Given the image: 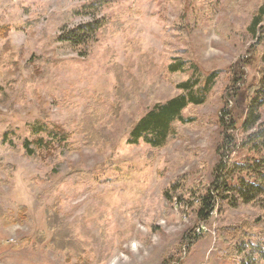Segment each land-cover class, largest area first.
<instances>
[{
    "label": "rangeland",
    "instance_id": "obj_1",
    "mask_svg": "<svg viewBox=\"0 0 264 264\" xmlns=\"http://www.w3.org/2000/svg\"><path fill=\"white\" fill-rule=\"evenodd\" d=\"M105 1L102 16L123 29L69 49L58 41L66 14L94 0H0V26L13 29L7 41L24 49L22 65L33 57L55 61L36 83L26 71L15 78L0 68V138L7 135L16 148L0 149L14 167L10 185L0 187V207L8 214L0 218V264H233L221 257L219 208L208 222L196 211L221 162L245 160L246 152L231 144L230 135L241 141L240 132L225 130L219 118L239 62L249 64L247 85L260 80L264 34L258 40L249 26L264 0ZM89 21L79 17L69 27ZM5 44L0 41V49ZM178 60L186 63L179 80L196 81L205 104L183 112L191 122L176 128L179 138L166 148L130 145V123L180 95L167 72ZM116 103L119 116L111 109ZM94 115L99 118L91 125ZM56 125L71 134L69 143L83 146L68 158L83 180L63 179L48 193L49 185L37 182L51 173L49 160L27 159L23 145L35 127L51 132ZM53 152L63 161L60 150ZM54 207L72 236L63 252L50 244L57 231L48 230L46 209ZM27 239L34 243L22 246Z\"/></svg>",
    "mask_w": 264,
    "mask_h": 264
},
{
    "label": "trees",
    "instance_id": "obj_2",
    "mask_svg": "<svg viewBox=\"0 0 264 264\" xmlns=\"http://www.w3.org/2000/svg\"><path fill=\"white\" fill-rule=\"evenodd\" d=\"M105 0H94L75 11L66 14V20L61 27V35L58 41L69 49H78L98 42L99 34H117L123 29L122 23L109 16H102V11L108 4ZM89 18L85 22L70 28V23L76 18ZM264 8L261 9L250 22L249 32L258 40H262L264 34ZM122 28V29H121ZM12 28L0 26V41H5V46L0 49V68L6 70L12 77H19L23 71L28 73L30 83L43 81L49 74L54 60L36 59L33 57L26 65H22L24 49H16L8 40ZM258 59V58H257ZM255 63V62H254ZM8 64V65H7ZM260 80L257 84L247 85L245 68L248 63L239 62L232 71L231 88L225 101V107L221 111L219 123L222 128L233 133L240 132L241 141L233 135L231 144L235 149L246 152L242 163H230L222 161L217 170L219 174L215 183L207 190L204 196L198 200L199 209L196 216L200 222H208L212 214L219 208L221 228L219 239L224 249L221 257L233 264H264V57L256 62ZM186 63L178 60L172 63L167 72L170 81L180 95L172 98L164 104H157L148 114L137 123H130L131 135L128 143L133 146L144 143L153 149H164L179 137L176 128L188 125L191 120L185 119L183 112L190 106H201L206 102V95H198L195 88L196 81L188 79L180 81L179 76L185 72ZM218 75V74H217ZM215 78V75H213ZM212 77L209 78V81ZM231 94V95H230ZM3 101V100H1ZM233 104L231 107L230 104ZM104 107V106H103ZM105 108V107H104ZM98 110L102 105L98 103ZM112 112L119 116L121 105H111ZM98 116L92 117V124L97 122ZM44 127H35L32 137L25 140L23 145L24 156L34 162L49 160L51 173L44 180L37 183L47 184L46 192L51 193L57 189L63 179L83 180L82 173L77 172L73 164L68 160L75 152H80L83 146L76 148L69 143L71 134L62 126H55L49 132ZM45 135V136H43ZM48 138V139H47ZM87 145L92 143V137L87 139ZM16 149L8 141L7 135L0 138V149L3 151ZM60 150L63 161L56 159L54 152ZM228 153V159L233 154ZM7 158L0 152V187L10 185L14 167L6 163ZM2 174L6 178H2ZM93 175L89 174L88 183H91ZM32 191L36 193L34 185ZM37 194V193H36ZM253 210L256 216H240L237 219L230 215L231 212ZM48 230L56 232L50 244L56 252H63L70 248V229L62 223L60 211L47 208ZM27 209L21 208L20 222L26 220ZM0 218L8 220V214L0 207ZM19 222V223H20ZM10 224H12L10 222ZM70 236V237H69ZM194 238V237H193ZM193 238L190 237L189 240ZM37 244H44L46 236L40 234L36 239ZM192 242V241H191ZM33 240L27 239L22 246L33 244ZM196 243V240L192 242Z\"/></svg>",
    "mask_w": 264,
    "mask_h": 264
},
{
    "label": "built area",
    "instance_id": "obj_3",
    "mask_svg": "<svg viewBox=\"0 0 264 264\" xmlns=\"http://www.w3.org/2000/svg\"><path fill=\"white\" fill-rule=\"evenodd\" d=\"M199 231V230H198Z\"/></svg>",
    "mask_w": 264,
    "mask_h": 264
}]
</instances>
